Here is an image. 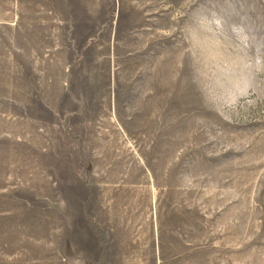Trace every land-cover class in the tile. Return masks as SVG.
I'll return each instance as SVG.
<instances>
[{
	"label": "rangeland",
	"instance_id": "1",
	"mask_svg": "<svg viewBox=\"0 0 264 264\" xmlns=\"http://www.w3.org/2000/svg\"><path fill=\"white\" fill-rule=\"evenodd\" d=\"M0 264H264V0H0Z\"/></svg>",
	"mask_w": 264,
	"mask_h": 264
}]
</instances>
